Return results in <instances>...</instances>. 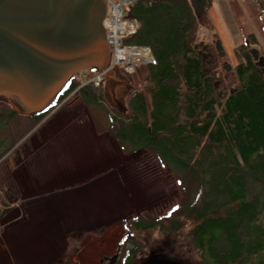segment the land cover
<instances>
[{
	"label": "trees",
	"instance_id": "1",
	"mask_svg": "<svg viewBox=\"0 0 264 264\" xmlns=\"http://www.w3.org/2000/svg\"><path fill=\"white\" fill-rule=\"evenodd\" d=\"M212 7L213 0H140L132 8L138 31L125 43L150 49L156 65L138 70L146 87L126 114L109 115L107 133L123 152L152 153L183 191L185 183L195 192L165 216L127 221L131 246L123 264L134 263L138 240L150 235L169 245L188 241L199 264H264V60L251 37L236 52L234 83L218 78L217 46L197 48ZM90 71L87 80L98 69ZM81 85L73 76L45 110L26 117L25 128L24 115L0 102V134L12 125L23 129L8 145L0 137V161ZM103 89L86 86L76 95L101 106ZM6 192L0 184V230L11 210Z\"/></svg>",
	"mask_w": 264,
	"mask_h": 264
},
{
	"label": "rangeland",
	"instance_id": "2",
	"mask_svg": "<svg viewBox=\"0 0 264 264\" xmlns=\"http://www.w3.org/2000/svg\"><path fill=\"white\" fill-rule=\"evenodd\" d=\"M258 1L264 4L213 0L211 24L199 32L197 48L220 46L217 76L227 86L234 83L236 52L245 41L254 37L251 49L264 60V14ZM138 70L111 75L103 83L101 106H87L78 95L57 106L0 161V184L11 201L1 221L0 264H110L116 256L115 264H123L131 246L127 221L165 216L185 196H193L195 188L184 183L183 191L152 153L123 152L107 133L109 115L126 114L134 94L146 87V74ZM92 74L86 69L77 77L84 83ZM0 102L17 110L8 96L0 95ZM17 112L24 115L25 128L28 115ZM9 130L0 134L8 138L6 145L23 129L12 125ZM138 242L133 264H146L151 257L164 264H199L188 241L169 245L150 235Z\"/></svg>",
	"mask_w": 264,
	"mask_h": 264
},
{
	"label": "water",
	"instance_id": "3",
	"mask_svg": "<svg viewBox=\"0 0 264 264\" xmlns=\"http://www.w3.org/2000/svg\"><path fill=\"white\" fill-rule=\"evenodd\" d=\"M105 13L106 0H0V95L39 113L80 71L110 67Z\"/></svg>",
	"mask_w": 264,
	"mask_h": 264
},
{
	"label": "built area",
	"instance_id": "4",
	"mask_svg": "<svg viewBox=\"0 0 264 264\" xmlns=\"http://www.w3.org/2000/svg\"><path fill=\"white\" fill-rule=\"evenodd\" d=\"M139 1L106 0V13L103 25L110 47V67L105 69L99 68L98 72L71 93L57 107L58 109L68 103L80 89L86 86L100 88L117 70L122 71L126 75H133L142 66L156 65V60L152 56L150 49L125 43L126 39L132 37L138 31L137 21L131 19L130 16L133 6Z\"/></svg>",
	"mask_w": 264,
	"mask_h": 264
},
{
	"label": "crops",
	"instance_id": "5",
	"mask_svg": "<svg viewBox=\"0 0 264 264\" xmlns=\"http://www.w3.org/2000/svg\"><path fill=\"white\" fill-rule=\"evenodd\" d=\"M120 72H122V71L117 70V73H116V74H118V73H120ZM31 166H32V164H31ZM36 167H37V166H36ZM36 167H35V168H36ZM38 171H39V172H42V170H41V166H40V167L38 166Z\"/></svg>",
	"mask_w": 264,
	"mask_h": 264
},
{
	"label": "flooded vegetation",
	"instance_id": "6",
	"mask_svg": "<svg viewBox=\"0 0 264 264\" xmlns=\"http://www.w3.org/2000/svg\"><path fill=\"white\" fill-rule=\"evenodd\" d=\"M117 73V72H116Z\"/></svg>",
	"mask_w": 264,
	"mask_h": 264
}]
</instances>
